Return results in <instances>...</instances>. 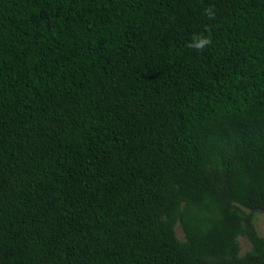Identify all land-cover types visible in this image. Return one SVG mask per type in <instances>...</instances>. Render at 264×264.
<instances>
[{
    "label": "trees",
    "instance_id": "obj_1",
    "mask_svg": "<svg viewBox=\"0 0 264 264\" xmlns=\"http://www.w3.org/2000/svg\"><path fill=\"white\" fill-rule=\"evenodd\" d=\"M255 212L264 0H0V264H264Z\"/></svg>",
    "mask_w": 264,
    "mask_h": 264
},
{
    "label": "rangeland",
    "instance_id": "obj_2",
    "mask_svg": "<svg viewBox=\"0 0 264 264\" xmlns=\"http://www.w3.org/2000/svg\"><path fill=\"white\" fill-rule=\"evenodd\" d=\"M254 217L257 231L262 237H264V212H255ZM175 233L179 239H184V232L179 224L175 226ZM237 239L240 243V254H243L250 249V244L244 237L238 236Z\"/></svg>",
    "mask_w": 264,
    "mask_h": 264
},
{
    "label": "clouds",
    "instance_id": "obj_3",
    "mask_svg": "<svg viewBox=\"0 0 264 264\" xmlns=\"http://www.w3.org/2000/svg\"><path fill=\"white\" fill-rule=\"evenodd\" d=\"M203 14L209 19H215V11L212 7L205 8ZM212 43L210 35L198 34L195 35L190 42L187 43V47L196 51H203L207 46Z\"/></svg>",
    "mask_w": 264,
    "mask_h": 264
}]
</instances>
